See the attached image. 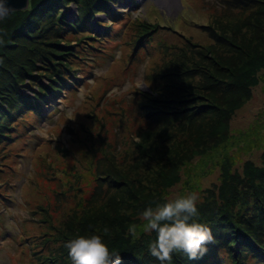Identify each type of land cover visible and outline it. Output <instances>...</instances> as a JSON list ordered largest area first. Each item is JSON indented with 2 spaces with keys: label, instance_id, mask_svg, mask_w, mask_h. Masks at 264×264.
<instances>
[{
  "label": "trees",
  "instance_id": "1",
  "mask_svg": "<svg viewBox=\"0 0 264 264\" xmlns=\"http://www.w3.org/2000/svg\"><path fill=\"white\" fill-rule=\"evenodd\" d=\"M119 1L30 0L26 9L0 17V150L16 116L24 112V116L36 113V107L52 98L62 89V84H72L67 80L80 68L85 56H98L96 52L103 51L96 46V42L102 41L94 36V25L104 28L106 36L110 31L106 23L94 19L104 13L114 18L121 16L115 7ZM130 1L134 4L137 0ZM218 1L223 5L221 8L206 2L213 6L209 16L212 22L203 25L210 43H194L187 39V43L174 48L170 44H160L166 54L153 68L150 40L146 38L156 29H175L151 19L138 18L134 22L135 34L130 42L133 64L151 57L145 76L154 94L135 85L133 91H140V101L134 97L117 101V96L103 101L111 83L108 81L105 85L106 91L87 115L90 124L82 127L87 133L98 131L100 137L104 136V139L99 138L100 146L95 153L88 154V161L93 165L92 180L98 182V188L95 191L97 183L91 185L88 178L84 182L87 186L81 184L80 173L76 177L81 192L79 207L68 219L64 218L62 226L67 225V232L58 233L55 239L60 243L54 252L43 257L45 264H72L66 242L77 234L89 232L105 235L110 247L121 252V264H159L148 250V242L155 233L133 239L127 233V226L139 223L141 210L149 204L154 206L162 202L171 187L189 171L198 169L196 158L214 160L213 156L218 159L215 165L220 167L219 182L206 190L198 208L199 219L211 226L214 240L207 244L208 251L204 255L189 260L182 252L174 253L171 264H264V161L256 164L247 160L239 170L235 169L237 158L230 157L232 150L221 151V146L227 142L225 136L226 139L231 137L228 134L231 118L250 100L254 87L264 81V0ZM72 3L78 6L74 20L68 13ZM42 77L50 79L51 83L45 84ZM25 89H32L34 97L25 94ZM263 116L264 113L258 117L259 123ZM150 121L156 127L165 123L169 129L159 143H166V148L170 147V138L166 140V137L175 131L188 138L193 132L186 133L198 122L200 126L193 140L180 141L175 150L169 152V161L163 163L162 158H152L146 149L155 130L151 129L155 125L147 126ZM135 135L141 138L134 142L138 168L130 171L127 177L116 166L104 174L101 164L109 157V151L119 149ZM217 151L220 153L214 155ZM70 187L75 195V188ZM184 187L195 191L192 183ZM57 192L59 204H64L67 192L60 188ZM112 192L117 196L111 199L115 212L106 206L97 211L91 209L103 193ZM3 194L0 191V197ZM126 196H130L129 200ZM85 205L84 210L91 211L86 218H81L79 208ZM105 228L107 233L103 232ZM2 238L0 230V240Z\"/></svg>",
  "mask_w": 264,
  "mask_h": 264
},
{
  "label": "rangeland",
  "instance_id": "2",
  "mask_svg": "<svg viewBox=\"0 0 264 264\" xmlns=\"http://www.w3.org/2000/svg\"><path fill=\"white\" fill-rule=\"evenodd\" d=\"M206 2L210 5L215 3L220 8L223 6L218 0H137L134 4L130 0H120L115 6L121 14L118 15L120 18L104 13L96 15L94 19L106 23V28L110 31L106 36L104 28L94 25V36L102 41L96 42V46L103 51L96 52L98 56H85L80 62V68L67 80V83L72 84H62V89L55 92L52 98L42 101L41 106L36 107V113L24 116V112L20 117H15L13 128L9 129V137L0 150V191L4 193L0 197V230L3 232V238L0 240V264H45L43 257L54 252L60 243L55 239L58 233L62 230L67 232V225L62 226L64 218L68 219L79 207L81 192L76 184V177L80 173L81 184L87 186L84 182L88 178L92 182L91 185L95 186L97 183L95 191L98 188V182L94 183L92 180L93 165L88 161V154L95 153L100 146V139H104V136L100 137L98 131L94 130L87 133L82 127L84 124H90L87 115L97 106V99L106 91L105 85L108 81L111 83L103 101L116 96L117 101L131 97L140 101V91H133L135 85L153 96L151 82H148L145 73L151 61L153 68L158 60L163 58V54H166L162 44L176 47L187 43V39L194 43H210L208 31L203 25L212 22L209 16L213 6ZM153 4L157 8H154ZM68 13L71 19H76V3L70 5ZM138 18L170 24L175 30L156 29L149 37H145L150 40V56L153 55V58L151 61L150 57L133 64V46L130 42H133L134 22ZM75 42L76 40L73 43ZM42 80L45 84L51 83L46 77H42ZM23 92L34 97L32 89H25ZM40 110L43 114L39 113ZM262 113L263 80L254 87L250 100L231 118L228 126V134L231 137L226 139L225 136L227 142L221 146L222 153L232 150L230 157L237 158L235 169L241 170L247 160H253L256 164H262L264 161V116L260 123V120L257 121ZM198 123L192 131L186 133L188 135L193 132L188 138L182 134L180 136L177 131L166 137V140L170 138V147L166 148V143H159L169 129L165 127V123L156 127L154 122L150 121L145 125H155L151 127L155 130L153 140L146 146L147 152L152 158L160 157L161 162H168L169 152L174 151L180 141L185 140L188 143L193 140L191 138L200 126ZM93 133H96L95 136ZM127 140L119 149L107 147L112 150L101 164L104 174L110 167L116 166L118 171L127 177L130 171L138 168L136 166L139 157L134 154V142L141 141V138L135 135L133 140ZM218 153L220 152L217 151L214 155ZM102 154L100 155L103 156ZM213 159L207 158L204 161L196 158L194 162L197 163L198 169L189 171L186 176L182 174L183 178L169 189L168 196L174 198L177 193L189 191V187L185 188L184 185L192 183L201 201L206 190L219 182L220 167L215 165L218 159L215 156ZM141 171L144 172L145 169ZM70 186L75 188V195H72ZM58 188L68 194L64 204H59L57 199ZM128 197L130 196L125 197L126 200H129ZM112 198H117L113 192L106 195L103 193L95 200L91 209L97 211L106 206L112 213L115 212ZM86 206L79 208L82 212L81 218L90 214L91 210H84Z\"/></svg>",
  "mask_w": 264,
  "mask_h": 264
},
{
  "label": "clouds",
  "instance_id": "3",
  "mask_svg": "<svg viewBox=\"0 0 264 264\" xmlns=\"http://www.w3.org/2000/svg\"><path fill=\"white\" fill-rule=\"evenodd\" d=\"M199 195L196 191L165 196L154 206L149 204L139 213V223H130L127 233L133 239L155 233L148 250L159 264H171L174 253H184L189 260L204 255L207 244L214 240L212 228L199 219ZM108 229L103 230L107 233ZM72 264H121L118 249L110 247L105 235L97 232L77 234L66 244Z\"/></svg>",
  "mask_w": 264,
  "mask_h": 264
},
{
  "label": "water",
  "instance_id": "4",
  "mask_svg": "<svg viewBox=\"0 0 264 264\" xmlns=\"http://www.w3.org/2000/svg\"><path fill=\"white\" fill-rule=\"evenodd\" d=\"M30 0H0V17L8 12L23 10L29 6Z\"/></svg>",
  "mask_w": 264,
  "mask_h": 264
}]
</instances>
